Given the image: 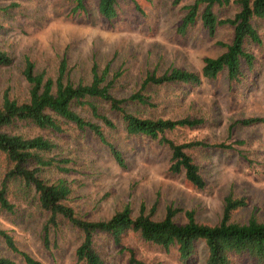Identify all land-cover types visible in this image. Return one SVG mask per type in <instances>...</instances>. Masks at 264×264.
<instances>
[{"label": "rangeland", "instance_id": "obj_1", "mask_svg": "<svg viewBox=\"0 0 264 264\" xmlns=\"http://www.w3.org/2000/svg\"><path fill=\"white\" fill-rule=\"evenodd\" d=\"M192 1L117 0V15L105 19L97 10L98 0H83V11L74 10L75 0H0V50L11 59L9 66L0 67V103L6 91L11 98H28V83L22 75L24 58L34 64L35 72L53 79L64 58L75 86L91 81L94 63L99 70L108 65L111 92L125 98L140 89L148 73L162 75L173 68L199 73L204 57L223 53L217 44L230 43L232 28L221 26L211 36L198 17L181 33L178 26L184 6ZM214 9L220 19H227L238 6L232 2ZM253 24L264 33V18H255ZM245 47L255 61L251 69L243 67L240 82L230 83L221 72L197 85L149 86L143 90L149 97L147 104L124 101L127 109L141 117L203 118L199 126L165 130L163 135L176 142L205 139L228 145L187 148L200 165L203 187L190 184L183 171L169 169L171 151L166 144L140 134L127 135L119 113L96 97L91 100L113 121V127L94 117L87 106L73 108L100 126L105 139L121 152L124 165L117 162L106 142L72 123L60 122V129L52 130L18 120L9 130L24 136L40 134L55 142L45 155L66 158L69 162L62 164L70 170L49 165L40 169L39 175L48 180L65 178L72 189L66 203L82 218H108L128 203L132 215L138 214L140 204L146 212L153 205L152 218L158 220L171 204L179 208V222L185 220V209H193L198 221L216 224L222 216L223 199L230 194L245 200L234 211L232 221L243 222L250 214L264 221V39L261 44L246 43ZM115 73L118 76L113 79ZM250 116L261 119L249 124L237 122ZM6 164L0 155V183ZM33 190L19 180L9 183L6 197L13 209L7 212L0 208V228L12 236L19 250L10 249L0 236V255L26 264L21 253L25 251L46 264H74L82 234L59 217L57 229L48 234L49 244L44 243L47 213L38 206ZM95 244L106 264H129L128 251L122 246L134 247L145 264H205L207 256L203 240L197 242L196 252L182 261L175 246L166 251L145 243L136 232H128L120 244L99 233ZM236 264L260 263L243 254Z\"/></svg>", "mask_w": 264, "mask_h": 264}, {"label": "trees", "instance_id": "obj_2", "mask_svg": "<svg viewBox=\"0 0 264 264\" xmlns=\"http://www.w3.org/2000/svg\"><path fill=\"white\" fill-rule=\"evenodd\" d=\"M75 2L74 10L83 11V0H75ZM232 2L238 6L234 16L220 19L214 7L222 8ZM116 5L117 0H98L97 10L103 18L111 19L117 15ZM184 10L185 13L178 26L181 33H185L193 26L198 17L211 36L221 26L232 28L230 43L217 44L224 49L223 53L217 57H204L199 73L179 68L167 70L162 75L148 73L141 81L140 89L125 98L117 97L111 92L113 80L108 79V65L99 70L94 63L91 67V81L87 85L75 86L69 79L64 58L59 61L55 79L46 76L44 72H35L34 64L28 58H24L22 75L28 83V98L18 100L11 98L7 91L3 93L0 103V155L4 156L7 164L0 183V208L12 212L13 205L6 197L10 182L19 180L26 186H32L38 206L47 213L43 224L44 243L49 244L48 234L51 229H57L59 217L64 218L82 234V239L74 251V264H106L105 258L96 247V234L104 233L115 244H120L128 232H136L145 243L162 247L166 251L171 246H175L182 261H187L196 252L197 242L203 240L207 249L205 264H236L237 259L243 254L264 264V221L255 214H250L243 222L231 220L234 211L244 205V197L235 198L230 194L226 195L223 199L221 219L216 224L198 221L193 209H185V220L179 222L176 219L179 208L171 204L166 205L164 216L158 220L152 218L153 205L149 208V212H146L144 205L140 204L138 214L132 215L128 203L115 209L108 218L92 220L82 218L66 203L72 189L65 178L48 180L39 175V170L49 165H56L66 172L70 170L62 164L69 162L66 158L45 155L46 151L55 147V142L40 134L24 136L9 130L18 120L52 130H59L60 122L72 123L78 129L90 130L106 142L117 162L124 165L121 152L105 139L100 126L83 118L73 108L74 105L87 106L94 117L113 127V121L100 112L98 106L91 100L96 97L106 102L111 110L119 113L127 135L140 134L166 144L171 151L169 169L172 172L183 171L190 184L203 187L205 180L200 172V165L187 148L228 145L216 144L205 139L176 142L163 135L164 131L179 126H199L203 123V118L201 116L141 117L138 113L127 109L124 101L132 100L147 104L149 97L143 93V90L149 86L197 85L202 79H214L221 72L226 73L230 83L240 82L244 76L243 67L251 69L255 61L253 53L245 47V44H261L264 39V33L260 34L253 24L255 18H264V0H193L184 6ZM10 63V57L0 50V67H7ZM117 76L118 73H115L113 79ZM260 119L259 116H250L238 119L237 122L249 124ZM0 236L10 249L18 252L19 249L12 236L6 230L0 228ZM122 247L128 251L129 264H145L137 256L134 247ZM21 253L26 264H46L25 251ZM0 264L19 263L0 255Z\"/></svg>", "mask_w": 264, "mask_h": 264}]
</instances>
